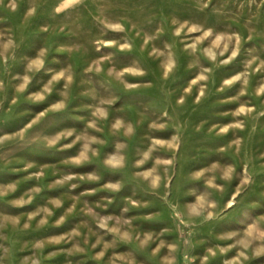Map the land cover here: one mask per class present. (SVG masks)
Returning <instances> with one entry per match:
<instances>
[{
    "label": "rangeland",
    "instance_id": "rangeland-1",
    "mask_svg": "<svg viewBox=\"0 0 264 264\" xmlns=\"http://www.w3.org/2000/svg\"><path fill=\"white\" fill-rule=\"evenodd\" d=\"M25 1L0 0L23 259L264 264V0Z\"/></svg>",
    "mask_w": 264,
    "mask_h": 264
},
{
    "label": "crops",
    "instance_id": "crops-1",
    "mask_svg": "<svg viewBox=\"0 0 264 264\" xmlns=\"http://www.w3.org/2000/svg\"><path fill=\"white\" fill-rule=\"evenodd\" d=\"M0 225H2V227L0 228V233H2L4 236H8L10 242V244L7 245L6 238L0 241L3 244V246H0V253L4 254V256H0V264H62L44 260L43 256H38V254H40L38 251H32V253L37 254V256H34L33 258H29L32 256H25V258L23 259L21 237L22 230H24L25 226H21L20 223L17 224L16 222H14L13 224H11L10 222L5 224L0 222ZM6 226H8V229H6ZM31 250H33V248H31ZM86 257L88 258V255H86ZM76 259L79 261V258ZM71 264L78 263L71 261Z\"/></svg>",
    "mask_w": 264,
    "mask_h": 264
},
{
    "label": "bare ground",
    "instance_id": "bare-ground-1",
    "mask_svg": "<svg viewBox=\"0 0 264 264\" xmlns=\"http://www.w3.org/2000/svg\"><path fill=\"white\" fill-rule=\"evenodd\" d=\"M26 3H24V7H26V6H28L29 5V3H28V0L27 1H25ZM58 4H61V5H63L64 3L63 2H61V0H54L53 1V4L52 5H48L45 9L46 10H48L49 8L51 9V7H53V6H56V5H58ZM117 12L121 15V14H124L125 13V10H124V8L123 9H121V8H119L118 10H117ZM247 13H250V11H247ZM247 27V26H246ZM111 35V33H108L106 36H110ZM116 35V34H115ZM114 36V35H113ZM117 36L119 37V36H121V32H119V34H117ZM98 38H102V35L100 34V33H93V34H89V37H88V40H87V44L88 45H91L92 44V42H93V40L94 39H98Z\"/></svg>",
    "mask_w": 264,
    "mask_h": 264
}]
</instances>
